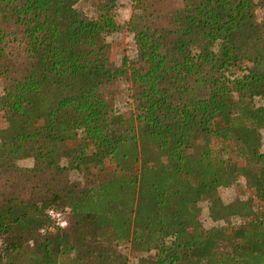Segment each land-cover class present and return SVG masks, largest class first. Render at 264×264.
<instances>
[{
	"label": "trees",
	"instance_id": "trees-1",
	"mask_svg": "<svg viewBox=\"0 0 264 264\" xmlns=\"http://www.w3.org/2000/svg\"><path fill=\"white\" fill-rule=\"evenodd\" d=\"M116 2L0 0V264H264V0Z\"/></svg>",
	"mask_w": 264,
	"mask_h": 264
},
{
	"label": "rangeland",
	"instance_id": "rangeland-1",
	"mask_svg": "<svg viewBox=\"0 0 264 264\" xmlns=\"http://www.w3.org/2000/svg\"><path fill=\"white\" fill-rule=\"evenodd\" d=\"M180 1V0H179ZM88 3L80 1L78 6L83 10H87ZM132 0H117L116 2V12H117V20L119 21V28L117 31L109 34L106 37V40L111 44L113 48L114 59L116 63L121 61L122 57H126V60L132 59L134 56V46L132 43L131 35L127 32L125 24L128 19V16L131 12ZM256 17L257 19H261L264 17V8L256 9ZM112 91L115 97L114 107L117 110H124L127 108H131V104L129 101L130 91L128 89L129 82L124 80L123 77H115L112 79ZM5 125V121L3 117L0 115V128ZM261 151H264V142H262ZM17 163L21 166L27 167L30 164V159H20ZM70 176L72 179L76 178V174L71 173ZM218 195L220 196L223 202H229L233 199L247 200L249 202V196L246 192L243 191V179L239 177L237 181L229 187H219L217 189ZM220 213L214 208L205 207V203H200V216L197 218L195 222V229L198 226L201 227H209L211 224L216 221L220 222ZM127 264H134V258L132 256L129 257Z\"/></svg>",
	"mask_w": 264,
	"mask_h": 264
},
{
	"label": "built area",
	"instance_id": "built-area-1",
	"mask_svg": "<svg viewBox=\"0 0 264 264\" xmlns=\"http://www.w3.org/2000/svg\"><path fill=\"white\" fill-rule=\"evenodd\" d=\"M46 214L53 221L55 226L62 228L66 225L67 209H56L50 207L46 209Z\"/></svg>",
	"mask_w": 264,
	"mask_h": 264
},
{
	"label": "crops",
	"instance_id": "crops-1",
	"mask_svg": "<svg viewBox=\"0 0 264 264\" xmlns=\"http://www.w3.org/2000/svg\"><path fill=\"white\" fill-rule=\"evenodd\" d=\"M25 159H30V158H25ZM30 164H31V159H30ZM30 164H29V165H30Z\"/></svg>",
	"mask_w": 264,
	"mask_h": 264
}]
</instances>
